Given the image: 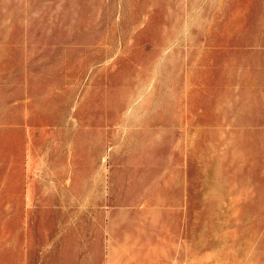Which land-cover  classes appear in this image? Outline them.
<instances>
[{
  "label": "rangeland",
  "instance_id": "rangeland-1",
  "mask_svg": "<svg viewBox=\"0 0 264 264\" xmlns=\"http://www.w3.org/2000/svg\"><path fill=\"white\" fill-rule=\"evenodd\" d=\"M0 264H264V0H0Z\"/></svg>",
  "mask_w": 264,
  "mask_h": 264
},
{
  "label": "crops",
  "instance_id": "crops-1",
  "mask_svg": "<svg viewBox=\"0 0 264 264\" xmlns=\"http://www.w3.org/2000/svg\"><path fill=\"white\" fill-rule=\"evenodd\" d=\"M110 227H111V225H109V227H108V233H110V232H111V230H110Z\"/></svg>",
  "mask_w": 264,
  "mask_h": 264
}]
</instances>
